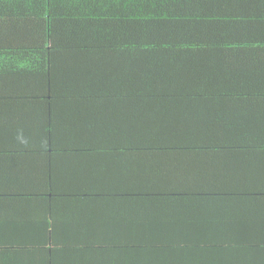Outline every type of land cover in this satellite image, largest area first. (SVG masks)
Segmentation results:
<instances>
[{"label": "trees", "instance_id": "obj_1", "mask_svg": "<svg viewBox=\"0 0 264 264\" xmlns=\"http://www.w3.org/2000/svg\"><path fill=\"white\" fill-rule=\"evenodd\" d=\"M253 21L264 0H0V264H264V38L212 33Z\"/></svg>", "mask_w": 264, "mask_h": 264}, {"label": "crops", "instance_id": "obj_2", "mask_svg": "<svg viewBox=\"0 0 264 264\" xmlns=\"http://www.w3.org/2000/svg\"><path fill=\"white\" fill-rule=\"evenodd\" d=\"M213 25V35H218L221 34V36L228 35V41L229 42H239L241 39L251 36V35H257L256 37L258 38H264V26L260 24L259 21H253V23H248L246 26H241L239 27L236 25V27L231 31L232 27L234 25H227L224 23H212ZM262 25L263 27H261ZM241 29H244L241 30ZM235 30V31H234ZM209 35V33H208ZM238 45V43H236ZM219 58V57H218ZM243 60H239L236 62V60H229V61H214L213 63H217L215 66L213 73V77L215 78H231L233 72L235 71H240L241 68L238 65L242 64ZM245 63H252L253 65L257 63L256 58H249L248 60L245 61ZM237 66V67H236ZM237 68V69H236ZM18 165L14 162L13 156L6 155L3 157L0 161V195L2 193H7L11 192L12 193H17L18 192V186L16 184H12V181H14V176L12 177V173L16 172V168ZM11 175L8 176L7 175ZM8 204H3L2 201H0V208H5L4 205H10L9 202ZM3 211V210H0Z\"/></svg>", "mask_w": 264, "mask_h": 264}]
</instances>
